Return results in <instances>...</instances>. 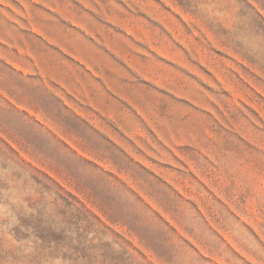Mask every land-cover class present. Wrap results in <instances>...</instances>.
<instances>
[{
    "label": "rangeland",
    "instance_id": "rangeland-1",
    "mask_svg": "<svg viewBox=\"0 0 264 264\" xmlns=\"http://www.w3.org/2000/svg\"><path fill=\"white\" fill-rule=\"evenodd\" d=\"M0 264H264V0H0Z\"/></svg>",
    "mask_w": 264,
    "mask_h": 264
}]
</instances>
